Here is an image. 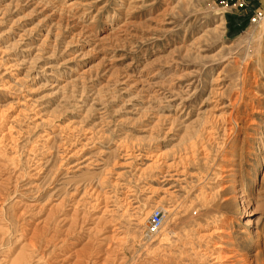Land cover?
Returning <instances> with one entry per match:
<instances>
[{"label": "rangeland", "instance_id": "obj_1", "mask_svg": "<svg viewBox=\"0 0 264 264\" xmlns=\"http://www.w3.org/2000/svg\"><path fill=\"white\" fill-rule=\"evenodd\" d=\"M0 118V264H186L196 195L264 264V0H0Z\"/></svg>", "mask_w": 264, "mask_h": 264}, {"label": "bare ground", "instance_id": "obj_2", "mask_svg": "<svg viewBox=\"0 0 264 264\" xmlns=\"http://www.w3.org/2000/svg\"><path fill=\"white\" fill-rule=\"evenodd\" d=\"M231 128L232 127L225 126L224 129L231 130ZM11 131H12V127L10 124H9V126L5 127L3 131H0V149L1 148L5 149V147L9 148L10 143L12 142ZM207 133H208L207 134L208 137H210V138L213 137V129L210 128ZM195 144H196V141L192 142L190 146H195ZM10 154H13V152L12 151L9 152L8 155H10ZM190 155H191V153H190ZM193 156H194V154H193ZM157 157H158V155H156V158ZM189 158L186 154V156L181 157V159H179V160H181L180 163L182 162V163H184V166H187L188 165L187 163L189 162L188 161ZM190 159H192V158H190ZM185 168L183 170H181L180 172L179 171L178 172L176 171V172L180 174L183 171H186ZM202 194L203 193H201V195ZM198 198H199V195H196L195 198L192 200V203L189 205L188 210H187L188 218H189V221H191V225L193 226V228L195 230L194 234L196 237L195 238L193 237L194 239L192 238V239H190V241L188 243H186L189 246L188 248H186V251L187 250L190 251L189 254H186V257L188 259V262L186 264H263V262H261L259 257H257V256L250 255V257L249 256H247V257L242 256V258H241V257H239V254L236 252V250L226 252L225 250L222 249L223 247H225L223 243L227 242L223 238V235H222V234H226L225 229L223 227H216V228H212L210 231H206V227L202 223V220L204 217H206V201L207 200H206V196H205V199H198ZM210 200H212V199H210ZM198 203L202 204L201 208L198 207ZM105 206H106V201H105ZM250 225L251 224H249L248 226H250ZM212 237H219V239H221V241L219 240V241L214 242V248H213L214 250L209 249V246L211 243L210 239ZM185 252L183 251V253H185ZM181 254L182 253H180V255ZM206 258L207 259L209 258V261L207 260V262H206ZM171 262H172V260H171ZM176 262H177V260H176Z\"/></svg>", "mask_w": 264, "mask_h": 264}, {"label": "built area", "instance_id": "obj_3", "mask_svg": "<svg viewBox=\"0 0 264 264\" xmlns=\"http://www.w3.org/2000/svg\"><path fill=\"white\" fill-rule=\"evenodd\" d=\"M224 5H236L244 6L247 3V0H221ZM162 224V215L159 211H156L150 221V227L152 230H157Z\"/></svg>", "mask_w": 264, "mask_h": 264}]
</instances>
